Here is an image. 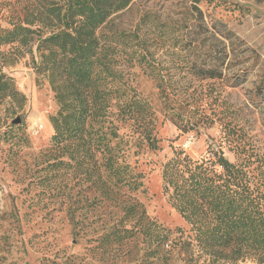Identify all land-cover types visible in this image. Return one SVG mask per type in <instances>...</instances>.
I'll list each match as a JSON object with an SVG mask.
<instances>
[{
  "label": "rangeland",
  "instance_id": "1",
  "mask_svg": "<svg viewBox=\"0 0 264 264\" xmlns=\"http://www.w3.org/2000/svg\"><path fill=\"white\" fill-rule=\"evenodd\" d=\"M65 3L67 0H0V33L28 22L44 34L58 30L61 23L50 7ZM196 4L194 0H132L101 30L114 39L120 34L130 38L127 43H112L120 68L133 86L152 96L156 108L165 98L146 66L137 65L141 56L164 76L163 84L172 92L176 110L202 122L198 130L185 133L162 109L156 111L158 149L137 144L135 126L124 125L120 131L129 140L127 160L144 176L142 189L133 195L151 218L172 231L169 245L161 247L156 256L148 251L144 239L112 249L97 241L104 231V219L114 209L100 196L95 209L83 212L84 229L77 233L69 206L74 201L85 203L99 193L80 169L51 166L56 158L66 157H60L51 140V116L58 110L54 92L33 67L39 33L27 47L0 46V70L14 78L26 97L23 106L22 102H0V264H264L262 256L233 260L207 253L163 189V166L175 150L202 159L211 156L212 148H221L236 161L235 146L241 145L264 158V0L222 4L201 0L202 17ZM215 20L223 21L236 34L233 41L218 35L223 40L220 47L226 45L229 64L223 78L200 79L185 64L190 57L203 64L202 51L197 48L202 47L207 55L214 46L211 30ZM130 58H135L136 65H131ZM17 118L20 121L14 123Z\"/></svg>",
  "mask_w": 264,
  "mask_h": 264
},
{
  "label": "trees",
  "instance_id": "2",
  "mask_svg": "<svg viewBox=\"0 0 264 264\" xmlns=\"http://www.w3.org/2000/svg\"><path fill=\"white\" fill-rule=\"evenodd\" d=\"M131 1L67 0L61 7H50L61 23L58 30L44 34L40 28H33L32 22L16 25L0 33V46L27 47L39 33L34 41L37 57L33 55V67L54 92L58 110L51 116V140L60 157H66L56 158L51 166L80 169L85 180L91 181L90 187L99 193L85 203L74 201L69 206L71 222L75 229L79 228L77 233L84 229L83 212L95 209L100 196L114 209L109 211L110 218L104 219V231L97 241L112 249L144 239L148 251L156 256L161 247L169 245L172 231L151 218L133 195L142 189L144 176L127 160L125 145L129 140H124L120 131L124 125L135 126L137 144L158 149L159 140L154 134L156 111L162 109L185 133L198 130L202 122L176 110L172 92L163 84L164 76L144 56L137 65L146 66L148 75L157 82L158 93L165 98L160 108L154 106L152 96L146 95L144 89L133 86L126 78L127 72L120 68L112 43H127L130 38L120 34L119 39H114L101 30L114 13ZM194 1L202 17L203 10L198 6L201 0ZM212 27L214 46L207 55L202 47L197 48L202 51L203 64L191 57L185 64L200 79L224 77L229 54L225 44L220 47V37L233 41L236 36L221 20H215ZM130 61L136 65L135 58ZM25 99L14 78L0 70V102H22L23 106ZM234 152L236 161L230 160L221 148H212L211 156L202 159L175 150L163 166V189L171 205L190 225L194 240L207 253L233 260L256 255L262 256L264 262V158L253 151L248 153L241 145H236Z\"/></svg>",
  "mask_w": 264,
  "mask_h": 264
},
{
  "label": "water",
  "instance_id": "3",
  "mask_svg": "<svg viewBox=\"0 0 264 264\" xmlns=\"http://www.w3.org/2000/svg\"><path fill=\"white\" fill-rule=\"evenodd\" d=\"M20 121V118H17L16 120H14V123H18Z\"/></svg>",
  "mask_w": 264,
  "mask_h": 264
}]
</instances>
